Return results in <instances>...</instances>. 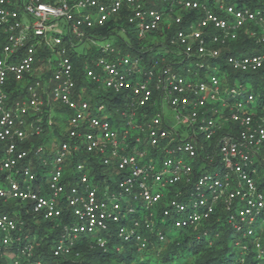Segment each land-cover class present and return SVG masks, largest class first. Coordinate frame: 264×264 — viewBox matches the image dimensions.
Masks as SVG:
<instances>
[{
	"label": "built area",
	"instance_id": "built-area-1",
	"mask_svg": "<svg viewBox=\"0 0 264 264\" xmlns=\"http://www.w3.org/2000/svg\"><path fill=\"white\" fill-rule=\"evenodd\" d=\"M147 1L0 0V198L57 220V258L72 254L83 234L102 247L114 234L139 251L159 252L172 228L207 234L206 221L220 212L236 234L243 233L235 242L240 251L252 244L263 255L257 228L264 229V105L258 107L247 86L221 79L228 75L224 65L243 72L264 67V52H222L243 29L264 41V10L223 0L214 8L200 0H157L167 8ZM125 8L140 37L182 24L178 9L201 16L159 46L172 63L156 60L145 68L138 54L111 42L84 62L90 82L123 98L125 106L113 112L77 87L69 50H76L77 39H96L91 28ZM62 18L67 32L59 26ZM178 126L191 131L183 135ZM37 136L45 140L23 145ZM21 213L0 209L4 261L15 258L9 245L23 234ZM164 215L172 218L164 223Z\"/></svg>",
	"mask_w": 264,
	"mask_h": 264
},
{
	"label": "trees",
	"instance_id": "trees-1",
	"mask_svg": "<svg viewBox=\"0 0 264 264\" xmlns=\"http://www.w3.org/2000/svg\"><path fill=\"white\" fill-rule=\"evenodd\" d=\"M207 2L213 8L215 2L218 0H200ZM228 4H235L237 6H250L253 8H261L264 10V0H223ZM147 3L158 8H167L168 5L157 3V0H148ZM185 21L182 24L173 25L170 28L164 24L158 31L160 35L165 36L162 44H150L148 49H143L136 37V29H132L128 22V10L125 8L121 10L119 16L111 18L102 27H93L89 35L95 37H105L116 35L118 40L114 43L118 48L122 49H136L139 57H141L142 66L149 68L156 60L164 63H172L174 57L166 51L165 54H156L154 56L148 55L150 48L159 50V46L168 45L171 37L176 32L178 27H186V24L192 19H197L201 16L198 10L190 9L189 11L178 9ZM250 28L255 29L257 33H261V29L254 22L248 24ZM223 54H240V53H257L264 52V41H259L255 36H251L247 29L240 30L239 36L234 40L229 41L222 47ZM69 55L73 59L75 66V74L77 79V87L83 85L87 88V96L91 102H104L107 107L113 112L116 108L125 106L123 98L119 94H115L112 90L99 89L96 84L90 82L83 71V64L92 57L102 55L101 50L92 48L87 52H79L78 50H69ZM159 55V56H157ZM164 57V58H163ZM226 67L228 75L222 78L225 84L233 85L236 79L243 82L245 78H253L252 91L258 100V107L264 105V67L257 71L243 72L233 70L229 66ZM244 85V84H243ZM244 95V93H242ZM62 111H65L63 108ZM47 122L44 123L46 127ZM40 136L32 137L31 140L25 141L24 146H29L44 141ZM4 144L0 142V155L2 154ZM260 168V166H258ZM38 168L37 170H39ZM4 173L0 172L2 177ZM258 182L263 179L262 168L256 175ZM263 187V184H260ZM0 209L5 211H12L21 209L22 217L26 219L25 228L21 238H16L9 245L10 250L15 251V258L4 261L0 257V264L18 263L14 264H35L36 260L42 259L46 262L57 264H239L242 259V264H264V253L259 255L254 251L252 244L248 252L243 253L236 245H231L230 239L235 237V232L226 221V214L220 212L212 219L206 221L205 227L208 229L207 234L196 235L190 230H179L175 234L171 233L169 240L163 244L162 249L157 250H141L136 245L126 242L118 241L114 234H107V246L92 244V236L89 234L81 235L75 244V250L69 256L57 258L53 255V248L56 240L61 235V227L57 225V220L43 219L40 216H34L31 212H24L21 204L17 200H10L3 202L0 198ZM217 215H221V220H217ZM264 225V224H263ZM257 235L261 236L264 248V229L257 228ZM18 241V242H17ZM116 244L120 246L118 249ZM27 247L25 248L24 246ZM28 246L32 250H28Z\"/></svg>",
	"mask_w": 264,
	"mask_h": 264
},
{
	"label": "rangeland",
	"instance_id": "rangeland-1",
	"mask_svg": "<svg viewBox=\"0 0 264 264\" xmlns=\"http://www.w3.org/2000/svg\"><path fill=\"white\" fill-rule=\"evenodd\" d=\"M59 26L61 29H63V31L67 32V21L65 18H62L59 20ZM136 37L139 39V43L140 45L143 47V49H148L150 44H162L163 41L165 40V36L160 35L158 33V31H149L146 32L145 36L140 37L138 35V33L136 32ZM118 40V37L116 35H110L108 37H106L105 39L101 38V37H97L96 39L91 38V39H86V40H75V44L77 45L76 50H78L79 52H87L90 51L92 48H99L100 46L106 45V43L111 42L112 44H114L116 41ZM126 51L130 52L132 55L135 56V54H138L136 52V49H125ZM166 53V50H153L152 48H150L148 55L150 56H154L156 54H160L163 55ZM159 56V55H157ZM208 72H203L202 75L206 76ZM189 78H191V76H189ZM237 86H240L241 83L244 84V86H247L248 88H252V83H253V78H245L243 79V82H241L240 79H236L235 81ZM257 101H255L253 104H256ZM166 113L172 116L171 110L170 108L166 107ZM64 117L68 118V112H65L63 114ZM66 124V122L64 123V125ZM178 128L182 129V133L183 135H186L188 133H190L191 130L189 129H185V128H181L178 126ZM221 165L215 166V167H211L210 169H220ZM44 182V179L40 180V184H42ZM172 218V216H167L164 215L161 218V221L166 223L169 221V219ZM177 232V230L175 228H172V233L175 234ZM243 236V233L241 232L240 234H236V236L234 238L230 239V243L231 245H235V242L239 239H241V237Z\"/></svg>",
	"mask_w": 264,
	"mask_h": 264
}]
</instances>
